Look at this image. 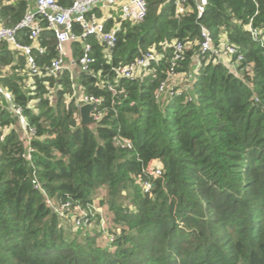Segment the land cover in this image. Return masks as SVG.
<instances>
[{
  "label": "trees",
  "instance_id": "obj_1",
  "mask_svg": "<svg viewBox=\"0 0 264 264\" xmlns=\"http://www.w3.org/2000/svg\"><path fill=\"white\" fill-rule=\"evenodd\" d=\"M145 2L144 20L121 22L110 59L88 38L89 71L72 81L68 70L30 75L26 57L0 40V85L36 130L27 161L15 116L0 96V264H264V45L245 27L264 35V0ZM29 4L0 0V20L15 25ZM202 28L214 45L225 37L237 47L242 59L228 57L234 70L200 53ZM18 39L31 43L24 31ZM173 40L190 45L178 72L189 71L193 57L200 61L189 90L156 99ZM38 42L46 49L35 55L40 67L56 55L52 31L44 29ZM151 49L161 56L154 71L119 78L124 93L112 96L114 68ZM72 54H83L80 42ZM75 81L102 96L103 105L114 101L115 111L108 109L94 130L79 126L77 104L67 97ZM116 133L133 147H116ZM153 164L160 174H150ZM33 173L55 202L86 207L98 198L112 240L97 213L79 231L61 226L33 186Z\"/></svg>",
  "mask_w": 264,
  "mask_h": 264
},
{
  "label": "built area",
  "instance_id": "obj_2",
  "mask_svg": "<svg viewBox=\"0 0 264 264\" xmlns=\"http://www.w3.org/2000/svg\"><path fill=\"white\" fill-rule=\"evenodd\" d=\"M179 1L180 0H176L177 6L179 5ZM118 2L120 6V15L118 19H116L108 9ZM197 3L201 5L200 0H197ZM180 8L181 7H179L178 10H182ZM97 12L99 13L98 15ZM146 13L147 7L145 0H73L69 6H63L59 4L57 0H35L33 5L29 4L23 16L15 25L8 26L0 20V40L7 41L11 49L19 50L26 57V66L31 73L30 75L35 74L38 76L58 77L63 71L68 70L72 81V79L80 73L89 71L92 58L89 55L91 43L88 41V38L94 39L101 45L106 53V57L110 59V51L115 46L117 31L120 28L121 22L125 20L133 23L140 22L144 20ZM108 20H112L113 24L107 29L105 23ZM245 27L252 38L259 41L261 45H264V35L260 28L252 27L250 23L245 25ZM44 29L52 31L54 35L56 55L50 59L48 63L39 67L35 55H41L46 50L45 47L38 42ZM21 31L27 34L28 38L31 39V43H21L19 41L18 34ZM200 37L199 47L201 54L208 52L218 55L219 52L224 51L228 59L225 63L233 70L235 67L234 64L230 63L231 59H229V56L236 55V59L233 61L234 63L242 59V54L237 53V47L229 44L225 37L221 39L218 45H214L205 28L201 29ZM75 42H80V48L83 52L77 59H75L72 54V45ZM185 45L186 44L180 40H173L169 44L172 49V54L169 59L168 74L166 78L158 82L154 90L156 99L162 98V95H164V97H171L178 94L180 90H183L182 88L178 90L168 88L167 81L171 77L182 72H178L177 68L184 58ZM160 59V54L155 50L151 49L146 52H141V54L136 56L132 61L114 68L116 77L113 82L108 84L107 89L112 96L123 94L124 87L119 86V78L134 80L143 77L145 74L148 75L154 71V65H156ZM197 65L196 62L190 64V70L187 71V75L191 79L194 71H196ZM76 73L78 74L76 75ZM29 82V88L33 89L34 84L32 83V78L29 79ZM43 84L48 86L47 81H43ZM71 87L72 90L67 97L74 99L77 104L78 122H80L79 106L83 104H94L89 115L95 125L107 114L108 109L115 111L113 100L107 107L103 105L104 99L102 96L85 93L76 81L72 82ZM0 96L17 121L20 137L25 145L22 156L25 160L31 161L33 151L31 141L36 136L35 127L29 125L23 114L22 107L13 102L12 94L1 85ZM188 98L191 99L192 95ZM28 105H31V103ZM112 142L116 147L123 149H131L133 147L131 140L120 133H116L112 137ZM149 172L151 175L155 176L160 174L161 168L159 165L153 164ZM31 182L43 195L45 205L56 212L60 218L71 220L76 227L90 223L89 220L94 214L90 212L87 213L85 207L78 204L72 205L69 201L63 203L55 202L46 193L35 173H33ZM144 188L146 190L149 189L150 184L145 183ZM105 231V239L111 241L112 236L110 234L108 235L107 229Z\"/></svg>",
  "mask_w": 264,
  "mask_h": 264
},
{
  "label": "rangeland",
  "instance_id": "obj_3",
  "mask_svg": "<svg viewBox=\"0 0 264 264\" xmlns=\"http://www.w3.org/2000/svg\"><path fill=\"white\" fill-rule=\"evenodd\" d=\"M186 47H190V45L187 44ZM208 58L209 57H207V60H208ZM215 60H221V61L225 62L227 60L225 52L224 51L219 52V54L216 56ZM192 61L196 62L198 64L200 60L198 58H196V57H193ZM190 82H191V78L188 77L187 71L184 70V71L180 72V74H177V75L171 77L167 81V86H168V88H170L172 90H178V89H181V88H185V89L189 90L190 86H191ZM162 98H164V95H162ZM98 195H99V197L102 196V197L105 198L106 197L105 190H101ZM85 208H86L87 213H89V212L91 214L97 213L98 215H100V217L102 219V222H101L102 224L100 223L99 227L101 229H103L104 232H105L106 223H105L104 217L106 218V216H107L106 215V206L105 205H101L98 202V198H97L96 202L92 206H86ZM106 220H107V218H106ZM109 220L110 219L108 217V222H109ZM59 224L61 226H63L67 231H69V230L76 231L77 229H78L77 231H79L80 229L83 228V227H80V226L79 227L74 226L72 221L69 220V219L61 218V219H59ZM93 224H94V221L92 222L90 227H92ZM82 226H89V224L86 223L85 225H82ZM99 243L100 244H105L104 241L101 240V239L99 240Z\"/></svg>",
  "mask_w": 264,
  "mask_h": 264
},
{
  "label": "water",
  "instance_id": "obj_4",
  "mask_svg": "<svg viewBox=\"0 0 264 264\" xmlns=\"http://www.w3.org/2000/svg\"><path fill=\"white\" fill-rule=\"evenodd\" d=\"M78 73H76L77 75ZM94 104L89 103V104H83L79 106V126L82 127H87L91 130H94L96 128L95 123L91 120V117L89 115L90 110H92Z\"/></svg>",
  "mask_w": 264,
  "mask_h": 264
},
{
  "label": "crops",
  "instance_id": "obj_5",
  "mask_svg": "<svg viewBox=\"0 0 264 264\" xmlns=\"http://www.w3.org/2000/svg\"><path fill=\"white\" fill-rule=\"evenodd\" d=\"M34 1H35V0H29V2H30L31 5L34 4ZM108 10L111 12V14H112V16H113L114 18H118L119 15H120V6H119V2L116 3V5L109 7ZM5 69H7V68H5ZM183 90H186V89L183 88Z\"/></svg>",
  "mask_w": 264,
  "mask_h": 264
}]
</instances>
